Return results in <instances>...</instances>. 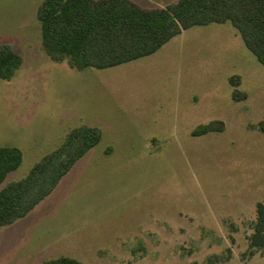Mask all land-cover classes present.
Segmentation results:
<instances>
[{"label":"rangeland","instance_id":"374dc122","mask_svg":"<svg viewBox=\"0 0 264 264\" xmlns=\"http://www.w3.org/2000/svg\"><path fill=\"white\" fill-rule=\"evenodd\" d=\"M42 1L0 0V44L22 57L0 83V146L23 153L0 189L72 128L96 126L101 139L30 212L0 226V264H203L212 255L264 264L248 241L264 203V65L236 28L193 26L151 55L76 69L43 50ZM234 88L246 97L234 99ZM212 120L223 130L193 134Z\"/></svg>","mask_w":264,"mask_h":264},{"label":"trees","instance_id":"16d2710c","mask_svg":"<svg viewBox=\"0 0 264 264\" xmlns=\"http://www.w3.org/2000/svg\"><path fill=\"white\" fill-rule=\"evenodd\" d=\"M43 50L55 62L76 69L108 68L153 54L182 31L198 25L230 22L245 46L264 65V0H177L166 6L145 7L134 0H43L37 9ZM22 64L21 55L9 44H0V83L10 80ZM239 85L238 76L231 78ZM233 97L246 94L234 88ZM264 120L261 123L263 128ZM212 120L198 126L194 135L223 130ZM101 139L96 126L72 128L62 143L45 154L22 179L0 189V226L24 217L57 186L62 177ZM22 150L0 146V183L18 168ZM249 247L264 255V203H256ZM209 256L203 264H219ZM42 264H83L59 256ZM191 264H199L194 261Z\"/></svg>","mask_w":264,"mask_h":264}]
</instances>
